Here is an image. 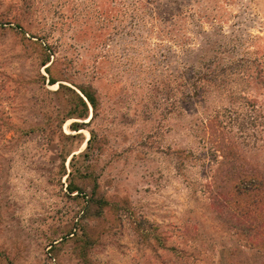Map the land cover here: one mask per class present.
I'll return each mask as SVG.
<instances>
[{
    "label": "rangeland",
    "instance_id": "374dc122",
    "mask_svg": "<svg viewBox=\"0 0 264 264\" xmlns=\"http://www.w3.org/2000/svg\"><path fill=\"white\" fill-rule=\"evenodd\" d=\"M0 264H264V0H0Z\"/></svg>",
    "mask_w": 264,
    "mask_h": 264
},
{
    "label": "trees",
    "instance_id": "16d2710c",
    "mask_svg": "<svg viewBox=\"0 0 264 264\" xmlns=\"http://www.w3.org/2000/svg\"><path fill=\"white\" fill-rule=\"evenodd\" d=\"M51 83H53V81L51 82ZM87 95V94H86ZM87 97H89L88 95H87ZM89 100L91 101V98H89ZM92 102V101H91Z\"/></svg>",
    "mask_w": 264,
    "mask_h": 264
}]
</instances>
